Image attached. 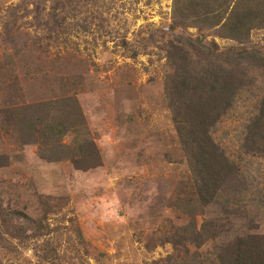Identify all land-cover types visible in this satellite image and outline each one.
<instances>
[{"label": "rangeland", "instance_id": "rangeland-1", "mask_svg": "<svg viewBox=\"0 0 264 264\" xmlns=\"http://www.w3.org/2000/svg\"><path fill=\"white\" fill-rule=\"evenodd\" d=\"M190 7L0 0V264H226L264 242V27L240 44ZM184 44L248 51L220 62L231 101L177 100ZM200 104L228 164L211 195L175 120L197 126Z\"/></svg>", "mask_w": 264, "mask_h": 264}, {"label": "trees", "instance_id": "trees-1", "mask_svg": "<svg viewBox=\"0 0 264 264\" xmlns=\"http://www.w3.org/2000/svg\"><path fill=\"white\" fill-rule=\"evenodd\" d=\"M194 8H199V10H196L198 14L194 12ZM190 11L194 16L201 18L200 20L211 22V26H218L219 30L225 32V37L240 44L246 42L243 40L248 36L251 29L264 27V0H192ZM206 49L207 47L201 50L196 47L189 49L184 44V47L178 50L177 55L171 58L174 66L172 76L175 81L173 94H175V97H179L177 100H180V103L183 101V97L187 95L186 91L196 89H200L202 95H208L209 100L218 99L224 95L228 96L229 101L232 100L231 95L233 92L232 89L229 91L228 87L231 85L230 82L233 84L236 73L231 64L230 67L225 64L222 66L220 62L224 61L225 58L229 60L230 57L236 54L244 55L248 51L240 49L237 52H228L227 55L218 56L216 53L219 52L206 51ZM192 54L197 57L200 55L210 57L212 55V58L210 57L211 61L205 63L204 66H198L199 61H197L195 62L196 66L193 67ZM214 57H217V59H214ZM223 79H226V81ZM218 82L219 85L215 88L214 85ZM220 88L223 91L219 90ZM198 98H200L199 95ZM173 105L175 103L172 102L171 106L173 107ZM197 107L204 111L203 117L200 118L197 126L191 123L185 125L181 119H177V116H175V120L182 123V127L179 126L178 132L182 138L183 146L186 150L190 149V152L195 153L190 156L192 172L202 175L204 180L202 186H204L206 193H209V190L215 191L218 188L217 186L213 187L214 178L211 172H216L220 176L228 164L217 144L210 140L208 129L205 127L207 125L206 118L211 115V110L201 104ZM211 194L209 193V195ZM195 233L198 234V232ZM233 253L234 255L226 259V264H264V242L257 237L249 236L247 240L240 241L239 246L233 250Z\"/></svg>", "mask_w": 264, "mask_h": 264}]
</instances>
